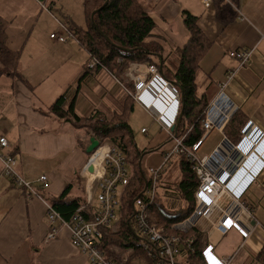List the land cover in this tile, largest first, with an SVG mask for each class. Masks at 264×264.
<instances>
[{
	"label": "crops",
	"instance_id": "obj_1",
	"mask_svg": "<svg viewBox=\"0 0 264 264\" xmlns=\"http://www.w3.org/2000/svg\"><path fill=\"white\" fill-rule=\"evenodd\" d=\"M34 1L0 0V17L8 30L15 20L23 19V29L28 28L31 31L40 26V23L47 22L46 16H43L45 13L39 10ZM140 1L156 22L151 40L162 45L164 56L170 58L189 38L182 12L188 11L198 18V25L210 43L199 72L203 73L205 78L202 86L205 89L209 86V92L212 93L210 102L216 97L221 85L227 82L229 72L237 68L238 62L230 56V52L238 49L252 50L250 63L238 71L224 91L245 120H252L264 129V0H239L237 5L225 0L236 12V18L228 24L218 19L215 1L209 7L204 5L203 0ZM61 8L57 12L63 16L61 10L70 12L68 7ZM67 57L68 61L75 56L68 54ZM82 68L83 70L75 74L76 79L72 83L63 86L62 82H49L48 84L54 85L52 87H56L52 92L42 90L44 92L36 94L22 83H19L15 90L9 82L0 86V104H7L0 111V136L8 139L9 152L16 161L17 171L26 180L34 182L46 198L61 195L73 182L75 186L71 191L72 196L84 194L86 197L83 175L92 181L88 190L92 188L93 192L98 193V174L93 166L92 170H89L90 174L84 170L89 159L86 149L92 134L77 130L70 123L55 116H45L35 107L42 106L46 109L52 105L51 102H54L55 98L66 94L69 102L75 99V112L79 116L89 117L94 112H100L102 117H112L120 113L125 104L126 95L124 96L122 86L120 87L110 72H90L79 84L86 71L85 66ZM197 92L199 96H204L199 94V88ZM48 93H51L49 101L45 98ZM3 124H6L7 128H4ZM163 139L164 134L157 133L147 148L161 147L164 144ZM161 165L160 154L151 157L148 155L144 169ZM2 169L0 163V175ZM42 175L49 177L50 186L46 191L41 190V185L36 182ZM87 182L89 184L88 180ZM262 187L264 188V185ZM97 206V201L93 202L94 212ZM255 206L257 208L256 204ZM46 212L44 200L34 197L29 199L24 191L16 188L11 181L0 179V264H91L71 242L68 228L59 227L56 239H47L49 225ZM118 218L117 224L111 229L113 233L120 229V215ZM255 219L260 227L256 228L243 247V238L238 232L232 231L227 236L220 237L213 231L212 237L217 242L216 253L224 258L218 253L217 247L227 238H236L237 251L245 250L246 246L253 251V255H248L251 259L247 264H262L257 256L264 248V218L258 217V210L255 211ZM132 226L135 231L134 221ZM139 240L141 246L140 237ZM109 250L115 254L122 252L124 264H136L138 260L144 259L134 258V250L132 254L118 246H110ZM236 252L231 256L235 257Z\"/></svg>",
	"mask_w": 264,
	"mask_h": 264
},
{
	"label": "built area",
	"instance_id": "obj_2",
	"mask_svg": "<svg viewBox=\"0 0 264 264\" xmlns=\"http://www.w3.org/2000/svg\"><path fill=\"white\" fill-rule=\"evenodd\" d=\"M37 1L43 10L54 17L53 0L49 4L46 0ZM211 2L212 0H204L207 7ZM55 20L60 29L67 31L65 24ZM50 38L57 42L65 41L63 32L53 33ZM230 56L237 60V68L229 72L227 82L221 85L216 97L209 103L201 121L203 136L192 146L185 143L192 127L180 135L175 132L182 105L178 87L166 80L155 66L145 71L140 70L138 64H132L123 77V81L125 82L126 79L129 82L127 85L133 87V91L126 89L127 94L138 107H142L154 118L173 144L164 152L160 167H149L145 170L147 186L144 197H138L133 202L135 233L142 240L141 249L150 259V264H180L177 257L181 250L185 245L190 246L195 242V237L184 239L181 236L168 234V231L160 226L149 212L158 196L163 170L173 158L185 157L198 178L194 193V211L191 217L175 227H181V230H187L188 233L196 231L208 235L202 252L205 264H232L234 258V256L223 258L216 253L217 242L212 237L213 231L220 237H225L232 231L238 232L245 244L260 225L255 219L256 207L249 198V192L254 185H264V129L249 120L240 131V139L237 142L231 141L225 132L227 125L238 112V107L226 95L224 88L239 70L250 63L252 50L232 51ZM96 64L92 61L89 66L94 68ZM117 83L126 88L120 80H117ZM141 131L145 133L147 129L143 128ZM213 131L221 134L222 139L210 155L201 157L198 151ZM8 148L7 138L1 136L0 163L3 169L0 179L6 178L16 188L43 200L35 184L26 180L17 171L16 161L7 152ZM99 149L102 151L100 158L102 173L99 175L101 179L98 180L97 185L98 206L95 220H88L83 213L85 208L80 207L73 219L68 221L45 201L49 225L48 237L49 239L56 237L59 227L64 226L70 230L73 245L91 264H119L113 258H108L101 250V229H113L117 224L121 194L124 187L129 184L132 172L125 155L117 147L110 143H102ZM86 173L90 174L89 170ZM36 182L44 190L50 186L47 175L40 176ZM88 196L90 200L87 198V205L91 206L93 205L91 193ZM187 225L188 229H186ZM210 228L213 230L209 231Z\"/></svg>",
	"mask_w": 264,
	"mask_h": 264
},
{
	"label": "trees",
	"instance_id": "obj_3",
	"mask_svg": "<svg viewBox=\"0 0 264 264\" xmlns=\"http://www.w3.org/2000/svg\"><path fill=\"white\" fill-rule=\"evenodd\" d=\"M107 1L108 3L105 5ZM214 1L217 17L221 22L228 24L236 18V12L225 0ZM229 1L234 5L239 2V0ZM52 6L54 15V11H57L55 1H53ZM103 6L104 8L93 16V13ZM84 10L88 20L87 28H78L72 22H68L67 31L63 32L65 41H55L58 44L70 45L71 41L75 40L87 52L86 71L78 83L84 81L90 72L101 69L110 72L117 80L123 81L130 65L144 64L159 68L162 61L163 76L179 87L181 98H183L181 100V104L184 105L183 120L179 132L186 133L192 127L185 143L188 146L197 143L204 133L201 121L210 103V100L205 96H199L197 92V78L201 71L200 64L210 46L198 25V18L188 11L182 12L183 23L189 32V38L187 43L177 48L170 58L164 56L162 45L151 40L156 22L140 0H84ZM55 19L58 20L57 17ZM7 30L6 24L0 17V82L3 79L9 80L13 90L17 88L19 83H22L30 91H33L35 87L24 77L20 69V53L9 45ZM92 61L97 63L94 68L89 66ZM126 88L133 91L132 86L128 85ZM136 106L131 96L127 95L123 110L114 114L112 119L108 121L99 118L100 112H94L89 117L79 116L75 112V99L69 102L66 94L58 96L52 105L46 109H43L42 106L40 108L35 107L38 112L45 116H55L70 123L77 130L91 133L102 143H110L125 155L132 174L129 184L124 187L121 194L120 229L113 233L110 228H102L100 242V248L105 255L117 262L119 261V264H124L121 257L122 252L119 254L110 252V246H118L123 251L132 248L134 253L136 252L133 254L134 258L142 259L140 257H145L147 264L151 263L146 253L141 249L139 235H136L132 226L133 202L138 197H144V190L147 186L144 176L145 159L150 153L156 154L158 152L161 155L162 151L160 150L162 148L140 149L138 147L129 122ZM246 123L247 120L237 112L226 127L225 132L228 138L237 142L240 139V131ZM7 152L13 157L9 148ZM178 164L181 177L177 186L182 198L188 203V207L172 211L163 202H160V199L157 200V196L149 212L155 216L160 226L168 230V234L181 236L184 239L195 237V242L191 243L190 246L185 245L177 257L180 264H205L202 252L206 246V238L198 235L196 231L183 236L173 229L174 226L184 222L192 214L194 193L198 185V178L191 170L186 158L181 156ZM74 186L75 182L70 183L63 193L55 198H46L43 192L40 193L43 200L68 221L73 219L76 211L86 202L84 194L72 196L71 191ZM41 190L46 191L42 188ZM24 193L29 199H33L30 194L25 191ZM83 213L88 220H95L93 205L86 206ZM257 259L264 264V248L258 254Z\"/></svg>",
	"mask_w": 264,
	"mask_h": 264
},
{
	"label": "rangeland",
	"instance_id": "obj_4",
	"mask_svg": "<svg viewBox=\"0 0 264 264\" xmlns=\"http://www.w3.org/2000/svg\"><path fill=\"white\" fill-rule=\"evenodd\" d=\"M51 1L52 0H46V3L49 4ZM53 1H55L56 7H58L57 11L62 9L61 8L62 6H64L65 8L68 7V9H70V12H66V10H61V13L62 14L64 13V16L58 13L57 11H54V16L57 17L58 20H61L66 26H68V22H72L74 26L78 28H85V29L87 28L88 20H87L85 10H84V0H53ZM34 2H36L37 5L39 6V10H43L41 8L39 1L35 0ZM43 12L45 13V15L43 16H46L47 22L44 24L40 23L41 25L38 27H35L32 31L28 28L23 29L22 23H25L23 19L19 21L15 20L13 22L14 25L11 26L9 30H7L9 45L12 49L20 53V62H19L20 69L23 72L24 77L28 79L30 83L35 87L34 91L36 94L41 93L42 90H45V92L46 91L52 92L54 89H56V87H52L54 86L53 84L51 83L48 84L49 82H56L58 84L62 82V84L64 83L63 86L67 85L68 83H72V81L76 79L75 74L78 71L80 72L81 70H83L82 66L87 65V62H88L87 52L82 47H80L79 44H77L75 40L71 41L70 43L71 45H64V44H58L50 38V35L52 33H57V32L65 33V31L59 28L57 21L54 19V17L51 16V14L48 11L43 10ZM239 50H244V49H238V50H233V51H239ZM68 54L74 55L75 57L73 59L70 58L67 61ZM77 65L79 66L77 67ZM160 66H161V63H160ZM138 67L140 70L146 71V69L150 68L151 66L144 65V64H138ZM142 67H145V68L142 69ZM158 70L163 76V73L160 70V67L158 68ZM47 73L49 74L47 75ZM204 80L205 78L203 76V73L199 74L197 78V86L199 88V94L201 95L204 94V96L208 100H210L209 97L212 95V93L209 92V89H208L209 86L207 87V89H205L202 86V83L204 82ZM7 82H9V80L3 79L0 82V86ZM121 82L124 83L125 87H128L127 84H129V82L126 79H125V82L124 81H121ZM208 83L209 82H207V84ZM174 85L177 86L176 84ZM121 88L123 92L125 93L124 96L125 95L127 96L128 95L126 92L127 88H123V87ZM1 91L2 89L0 87V93ZM50 97H51V93H48V96L45 95V98L48 101ZM5 103L3 105L0 104V111L7 105ZM118 111L119 109L116 112ZM180 113H181V109L179 111V116H180ZM99 115H100L99 118L101 120L108 121L112 119L111 117H102L101 113ZM179 116L177 118V124H178ZM1 122L2 120L0 119V124ZM129 122L133 129L135 140L140 149L147 148L151 140L157 136V133L161 132L164 134V138H165L163 139L164 144L161 146L162 150H160L162 151L161 157L163 160L164 152L167 149L171 148L173 144L171 140L168 138L167 134L162 130L161 126L156 123L154 118L150 116L142 107L136 106L135 111L130 116ZM3 125H4V128H7L6 124H3ZM143 127L147 129V132L145 133H143L142 131L140 132L141 128ZM180 127H181V124L179 126H176V130H175V132H177V134L179 135L182 133H185V132H179ZM221 137H222L221 134H218V132L213 131L202 143V146L200 150L198 151L199 155L201 157L205 155L207 156L210 155L211 152L216 148L217 144L222 139ZM99 142H100L99 147L95 150L94 155L88 156L89 157L88 163H87V166L84 168L86 172L87 170H89L88 169L89 167H92V161L94 160L100 161V158L102 156L101 154L102 151L99 148L101 147L102 142L100 140ZM156 154L150 153L149 157L156 155ZM178 161H180V158H173L167 163L165 167L166 168L165 172L160 180V187H159L158 198H157V200L160 199V202H163L165 206L172 211L181 210V209H185L188 207V203L182 198L181 193L177 186L180 180V177H181L180 170L178 168L179 164L177 165ZM101 164L102 163L100 161V164H99L100 167H101ZM145 167H146V159L144 162V168ZM144 175H145V171H144ZM83 177H84V186H85V191H86L85 192L86 202H85V205H82L81 207L85 208L86 206H88L87 198L88 200H90L88 195L91 193L92 202H96L98 198V193L95 191L92 192V189L88 190V188L90 187L91 180L89 177H86L84 175ZM100 179L101 177L99 176L97 180H100ZM87 180L89 181V184ZM249 195H250L251 201L257 205L256 210H258V217H261V219H263L264 218V215H263L264 214V188L262 186L254 185L250 189ZM194 208H195V203L193 206V211H194ZM119 210L120 208H118L117 210V216L119 215ZM152 217L157 222V219L155 218V216L153 215ZM253 225H254V222H253ZM259 227L260 226H258L257 228ZM188 228L189 227L187 225L186 229ZM173 229L179 232L183 236H187L189 234L187 230H181V227L174 226ZM212 230H213L212 228L209 229V231H212ZM189 232H195V231H189ZM197 234L206 238V241H207L208 235L206 233H197ZM56 237L49 239L47 235L48 240L56 239ZM70 237H71V233H70ZM237 243H238V240L236 238H234L233 240L232 239L230 240V238H227L217 247V251L220 255H223L226 258L230 257L232 254H234L237 251V248H238ZM245 244H243V246ZM128 251L131 252L130 254L133 253L132 248H129ZM251 253H253V251L249 248V246H246L245 250L237 251L236 256L232 260V264H247L248 261L251 259V257H248V255L249 256L253 255ZM134 254H136V252ZM247 257H248V260H247ZM143 258H144L143 260H138L136 264H147V260L145 259V257Z\"/></svg>",
	"mask_w": 264,
	"mask_h": 264
},
{
	"label": "water",
	"instance_id": "obj_5",
	"mask_svg": "<svg viewBox=\"0 0 264 264\" xmlns=\"http://www.w3.org/2000/svg\"><path fill=\"white\" fill-rule=\"evenodd\" d=\"M42 1H43V0H42ZM107 3H108V1L105 3V5H106ZM105 5H104V6H105ZM104 6L101 7L100 9L96 10V11L93 13V16H94L98 11H100L102 8H104ZM93 16H92V18H93ZM96 28H97V27H96ZM160 70H161V71L163 70V64H162V62H161ZM177 87H178V86H177ZM178 88H179V87H178ZM181 99L183 100V98H181ZM183 110H184V105L182 104L181 113H180V116H179V119H178V124H177V126H179V125L181 124L182 120H183ZM99 144H100L99 140H97L96 138L92 137V138L90 139V144H89V146H88L87 149H86V153H87L88 155L93 154V153L95 152V150L99 147ZM89 170L91 171V170H92V167H90Z\"/></svg>",
	"mask_w": 264,
	"mask_h": 264
},
{
	"label": "bare ground",
	"instance_id": "obj_6",
	"mask_svg": "<svg viewBox=\"0 0 264 264\" xmlns=\"http://www.w3.org/2000/svg\"><path fill=\"white\" fill-rule=\"evenodd\" d=\"M99 164H100L99 160L92 161L93 169L97 172L98 176L102 173V169Z\"/></svg>",
	"mask_w": 264,
	"mask_h": 264
}]
</instances>
